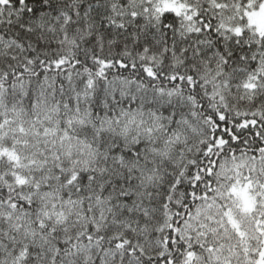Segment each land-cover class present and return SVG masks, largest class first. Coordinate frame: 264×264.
Wrapping results in <instances>:
<instances>
[{
  "label": "snow or ice",
  "instance_id": "1",
  "mask_svg": "<svg viewBox=\"0 0 264 264\" xmlns=\"http://www.w3.org/2000/svg\"><path fill=\"white\" fill-rule=\"evenodd\" d=\"M0 264H264V0H0Z\"/></svg>",
  "mask_w": 264,
  "mask_h": 264
}]
</instances>
